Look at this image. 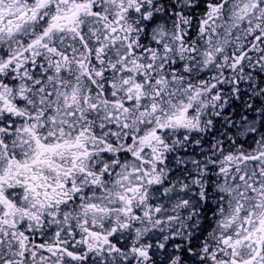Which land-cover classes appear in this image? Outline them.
I'll return each mask as SVG.
<instances>
[{"label":"snow or ice","instance_id":"snow-or-ice-1","mask_svg":"<svg viewBox=\"0 0 264 264\" xmlns=\"http://www.w3.org/2000/svg\"><path fill=\"white\" fill-rule=\"evenodd\" d=\"M0 264H264V0H0Z\"/></svg>","mask_w":264,"mask_h":264}]
</instances>
